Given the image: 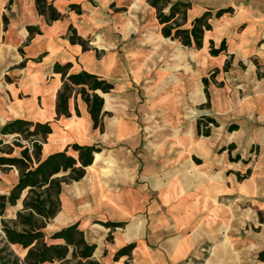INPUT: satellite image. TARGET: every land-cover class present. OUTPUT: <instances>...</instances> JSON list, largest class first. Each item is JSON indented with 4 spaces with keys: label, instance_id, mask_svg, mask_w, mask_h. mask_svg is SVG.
I'll use <instances>...</instances> for the list:
<instances>
[{
    "label": "crops",
    "instance_id": "1",
    "mask_svg": "<svg viewBox=\"0 0 264 264\" xmlns=\"http://www.w3.org/2000/svg\"><path fill=\"white\" fill-rule=\"evenodd\" d=\"M47 1L61 18L49 21L36 0H0V134L15 119L48 123L41 159L65 149L78 159L74 143L97 151L82 178L62 182L46 241L64 243L50 235L76 224L95 246L89 259L76 248L87 262L199 264L226 224L228 248L211 257L264 264V0H180L190 4L183 27L211 12L201 47L164 36L148 0ZM170 1L166 14L179 0ZM212 42L226 49L212 54ZM81 71L112 86L95 91L99 126L87 84L70 83V115L57 111L67 77ZM203 116L217 122L207 135ZM18 177L17 168L2 174L0 188ZM26 195L10 205L12 219Z\"/></svg>",
    "mask_w": 264,
    "mask_h": 264
},
{
    "label": "trees",
    "instance_id": "2",
    "mask_svg": "<svg viewBox=\"0 0 264 264\" xmlns=\"http://www.w3.org/2000/svg\"><path fill=\"white\" fill-rule=\"evenodd\" d=\"M148 2L157 9V18L162 24L164 36L178 39L186 46L193 44L197 47L202 46L204 32L211 28V24L208 22L211 12L207 11L202 16L195 18L193 26L186 28L183 27V24L187 20L189 3L180 0L172 2L170 12L166 14L163 9L171 3L170 0H148ZM36 5L39 13L46 14L49 21L62 17L61 13L53 5L48 4L47 0H36ZM72 7L74 8L76 5L73 4ZM226 11L228 9L219 10L217 15ZM70 29L72 31L71 41H78L84 49H87L86 41L77 36L72 27ZM224 49H226L224 42L219 48H215L212 42L210 52L218 54ZM67 78L68 81H65L58 96V114L70 115L68 110V99L72 92L70 83L87 84L93 92H89L85 87L81 89V92L89 105L94 125L99 126L103 98L95 91L98 89L108 91L112 87L111 84L87 71L70 74ZM210 123L216 124L217 122L212 117H201L198 120V132L209 134ZM50 132L51 127L48 123L24 119L9 121L1 129L3 135H18L14 140V144L17 146H22L18 141L20 136L29 138L33 150L31 152L28 146H24L20 154L15 155L11 144L5 143L4 139L0 138V167L16 166L19 170L18 180L10 189L9 194H0V264H43L55 261H59L58 264H68L70 247L75 249L74 256H77L76 248L81 247L78 254L81 259H89L95 248L94 245H89L86 242L83 233L78 230L76 224L64 227L50 235L52 239H64V243H48L46 241L45 227L60 210L59 195L62 182L82 178L85 174V167L92 164L94 152L97 151L94 145L74 143L72 147L79 152L78 159L69 155L67 149L41 159L42 141ZM4 147H10V150L7 151ZM78 162H80L79 166H77ZM69 170L68 176L57 175ZM25 190H27V195L23 200V208L17 212L15 219H6L4 214L7 207L15 205ZM15 244L27 249L24 258L15 252L13 248ZM132 246L131 244L122 250H127ZM260 257L264 258V253H261ZM88 262L98 264L93 260H88Z\"/></svg>",
    "mask_w": 264,
    "mask_h": 264
},
{
    "label": "rangeland",
    "instance_id": "3",
    "mask_svg": "<svg viewBox=\"0 0 264 264\" xmlns=\"http://www.w3.org/2000/svg\"><path fill=\"white\" fill-rule=\"evenodd\" d=\"M16 136L18 135H15V134H9V135H3V134H0V138H3L5 143H8V144H11V146L13 147V154L15 155H19L20 152H21V149L24 147V146H28L30 148V151L32 152L33 150V147H32V143L30 141V139L28 138H25L24 136H20L18 141L19 143L22 145V146H17L14 144V140L16 138ZM5 150L9 151L10 150V147H4ZM17 167L16 166H13V168H10V167H0V176H2V174H9L11 172V169H16ZM16 177V176H15ZM16 182V181H15ZM15 182H7L6 183V188H0V194H8V193H4V191L6 192H10V189L12 188V186L15 184ZM14 209H15V206H8V208L6 209L5 211V214H4V217L6 219H12L13 218V214L14 213ZM216 236H218L217 238L218 239H212L211 240H206L203 244V248H204V251H203V257H200L198 259V263L199 264H228V258H227V254L225 256H222V257H211V252L213 249H217V248H224L225 250H227L228 248V238H227V225L226 224H223V225H220L219 226V230L218 232L216 233ZM49 243H52V242H59V241H56V240H51V239H47ZM237 247L239 248H243V243H241V245L238 246L237 244ZM15 252L21 256L22 258H24V256L26 255L25 251L23 250V248L21 246H13ZM77 251L79 252L80 251V247H78ZM71 260L68 264H89L87 261L85 260H81L78 256H74L73 255V249L71 248L70 249V252H69V256H68ZM252 259H255L254 257H251ZM245 258L244 257H241V258H238L237 257V262L236 264H240V263H243V260ZM57 262H46L45 264H56Z\"/></svg>",
    "mask_w": 264,
    "mask_h": 264
}]
</instances>
